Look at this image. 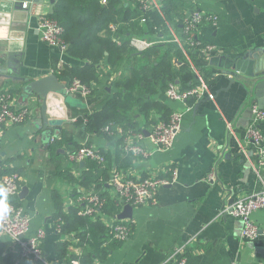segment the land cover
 Returning <instances> with one entry per match:
<instances>
[{"label": "crops", "instance_id": "1", "mask_svg": "<svg viewBox=\"0 0 264 264\" xmlns=\"http://www.w3.org/2000/svg\"><path fill=\"white\" fill-rule=\"evenodd\" d=\"M124 1L133 6L138 0ZM178 1L184 4L181 8L184 18L193 10L218 16L215 25L202 23L192 33L202 44L213 45L214 52L206 53L200 46H191L187 42L181 21L184 18L170 21L174 32L183 38L181 46L171 41L159 42L174 44L191 74L194 70L202 75L205 73L207 79L203 78L213 97H203L190 110L184 111L181 130L169 149L157 150L148 138L140 142L151 152L150 156L146 159L132 157L127 172L134 176L170 178L171 170H174L176 175L171 183L158 188L155 204L133 207L132 217L126 219L130 224L129 235L96 264H158L182 243L187 248L186 264H231L233 261L264 264V235L255 239L242 238L240 220L230 214H220L225 202L259 190L252 169L257 153L245 134L251 118L250 106L258 104L254 82L244 75L232 81L228 71L233 70L232 60L264 51V0ZM19 2L27 3V7L24 9ZM32 4V0H0V93L14 89V105L27 107L30 112L24 123L6 124L0 130V165L19 170L14 173L20 178V189L26 187L27 194L24 197L19 193L7 196V202H15L23 208L30 217L31 230H44L43 255L47 261L59 264L56 245L70 239L71 235L58 233L60 225L56 224L58 219L54 222L53 218V192L59 194L62 206L68 209L77 203L78 195L85 190L56 174L55 166L60 160L51 158L47 150L53 136L48 143L43 140L50 129L57 130V127L42 122L41 100L34 95L25 96L23 86L49 74H60L65 66H82L85 62L67 55L62 43L50 45L41 40L37 23L42 14L52 18L53 3L43 0L39 6L32 7ZM168 32L159 38L165 40L170 35ZM97 69L99 82L88 86L90 96L68 91L72 97L67 100L56 94V98L48 99L47 115L62 119L61 133L64 130L66 137L77 144L88 143L96 150L113 152L116 138L89 133L84 128L86 116L102 109L116 92L111 83L119 72L114 73L105 62L98 64ZM58 80L65 88L74 81L63 74ZM173 83L181 88V81ZM147 96L143 104L151 100L152 109L158 106L163 114L165 107L167 117L177 109H185L182 103L170 100L166 90ZM140 110L133 107L129 114H134L142 131L148 132L152 125H148V117ZM159 115L155 113L153 119L158 121ZM261 126L264 132V123ZM60 134L54 137L57 141ZM64 152L63 145L56 148V154ZM61 164L62 169H70L74 178L85 166L70 162L68 156ZM210 174L213 179L209 178ZM104 217L103 224L110 226L113 218ZM252 217L259 226H264V208L254 212ZM1 243H8L6 252L15 253L10 238L0 233ZM21 264L42 263L31 260Z\"/></svg>", "mask_w": 264, "mask_h": 264}, {"label": "trees", "instance_id": "2", "mask_svg": "<svg viewBox=\"0 0 264 264\" xmlns=\"http://www.w3.org/2000/svg\"><path fill=\"white\" fill-rule=\"evenodd\" d=\"M105 1L106 3L101 4L100 0H54L50 16L63 28L65 53L85 62L82 66H65L60 74L69 76L71 81L76 79L92 87L94 83L99 82L97 65L101 62H105L114 73L119 72L111 83L116 88L114 95L106 101L102 109L87 115L84 123V128L89 133L116 138L115 149L113 152L99 150L103 156L101 163L86 159L83 172L76 178L69 168L62 169L61 163L82 145L66 137L63 130L59 140L54 139L47 150L51 158L60 160L55 166L56 174L70 184H79L86 192L92 191L104 197L101 212L119 222L116 214L120 207L111 198L106 183L113 169L127 172L132 164L131 151L125 149L123 139L130 132L137 133L142 129L135 115H130L129 111L133 107L141 109L140 112L148 117L150 126L158 121H166L169 116L165 115V107L163 114V110H158V106L152 109L151 100L143 104V101L148 99L147 94L165 91L168 84L175 80L181 81V89L189 88L194 83V74L188 71L187 63L183 62L180 50L174 44L156 43L141 52L134 50L129 44L132 36L158 39L161 35H167L164 21L158 12L143 11L134 0L133 6L124 0ZM130 1L132 0H127ZM160 3L165 19L174 22L173 20L184 18L181 12L183 3L178 0H160ZM110 24L115 26L113 31L109 28ZM179 62L182 63L176 66ZM55 74L60 77V74ZM1 92L15 94L14 89ZM155 113L160 114L158 121L153 119ZM3 125L0 124V130ZM105 127L108 129L105 130ZM62 145L66 153L56 154V148ZM14 172L19 173V170L0 165V179ZM53 197V218L54 222L58 219L56 224L60 225L58 233L71 235L70 239L61 240L56 245L59 263L68 264L72 259H76L80 264H96L120 243L121 240L114 236L112 226L103 224L104 218L79 214L84 206L78 201L64 209L59 194L53 192ZM14 205L18 207V204ZM7 245L8 243L0 244V264L12 263L13 256L6 252Z\"/></svg>", "mask_w": 264, "mask_h": 264}, {"label": "built area", "instance_id": "3", "mask_svg": "<svg viewBox=\"0 0 264 264\" xmlns=\"http://www.w3.org/2000/svg\"><path fill=\"white\" fill-rule=\"evenodd\" d=\"M102 1L105 2V0ZM137 4L143 11L154 10L158 12L170 35L165 40L161 38L155 40L142 39L132 36L129 44L134 50L141 52L156 43L167 41L177 43L180 46L183 44V38L174 32L170 21L165 19L161 10L160 0H138ZM22 7L26 8L27 3H22ZM217 21L218 16L215 14H207L200 10L192 11L183 20V31L187 36V42L191 46H200L206 53L214 52L215 47L213 45L202 44L197 38H193L192 33L202 23L209 22L215 25ZM37 25L42 41L50 45L62 43L61 47L66 46L61 38L63 28L56 20L47 17V15H40ZM109 27L111 30L115 29L113 24H110ZM67 90L78 92L83 97H88L91 94L90 88L83 85L79 80H74ZM166 96L172 101L185 105V109H177L169 115L166 121L154 123L148 130L147 135L143 131L137 133L130 132L125 137L124 145L125 149L131 151L132 157L146 159L150 156L151 152L145 150L140 143L144 138H148L157 150L170 148L178 132L181 130L184 111L190 110L193 104L203 97H213L209 92L207 82L204 80L202 73L196 70H194V83L189 88L181 89L176 83H169L166 88ZM250 112L251 118L246 127L245 134L257 153L256 160L252 164V169L256 176L259 190L230 203L225 202L220 210V214H230L240 220L242 224L240 229L241 237L255 239L259 235H264V226H259L252 217L254 212L264 208V132L261 126L264 123V108H260L258 104L253 103L250 106ZM29 114L30 112L27 107H16L14 105L13 96L10 93H0V124H22L27 120ZM107 129L108 127H105V130ZM86 159H95L102 162L103 156L99 153V150H96L91 145H82L68 155V160L76 164ZM175 175L176 172L171 170L170 178L159 175L134 176L129 172L113 169L110 172L106 186L111 198L120 207V212L125 204H130L132 207L155 204V194L158 188L171 183ZM209 178L213 179V174H210ZM19 179L16 173L4 175L0 179L1 185L8 190V196L13 197L18 195L20 191ZM104 200L105 198L98 193L92 191L86 193V191H83L78 196V203L84 206L83 210L79 211V214L92 215L94 218L98 216L105 218L101 212ZM8 205L10 212L5 217L0 218V233L8 236L14 244L15 253L12 254L11 264H21L23 261L27 262L31 260L39 261L42 264H54L45 259L41 249V242L45 236L44 230L42 228L31 230L30 217L23 208L21 206L17 207L12 202H8ZM118 221L115 222L114 218L110 226L113 228L114 236L117 239L123 240L129 234L130 224L126 219ZM186 261L187 248L186 244L182 243L175 246L158 264H186ZM68 264H80V262L72 259ZM231 264L240 263L233 261Z\"/></svg>", "mask_w": 264, "mask_h": 264}, {"label": "water", "instance_id": "4", "mask_svg": "<svg viewBox=\"0 0 264 264\" xmlns=\"http://www.w3.org/2000/svg\"><path fill=\"white\" fill-rule=\"evenodd\" d=\"M43 0H32V7L39 6ZM50 2H54V0H50ZM19 5L22 6L21 2ZM25 9V8H24ZM44 15V14H42ZM233 70L228 71L230 73V79L233 81L234 78L243 77L248 78L254 82L255 88V96L257 97V102L260 108H264V51L261 54L256 52L255 54H247L241 58L236 60H232L230 65ZM23 92L25 96L34 95L41 100V119L42 122L48 124L50 126L57 127L50 129L47 134V138L43 140L44 143H48L51 135L53 137H57L61 133L62 128H60L62 119H58L55 116H48L47 110H49V106H47L48 99L50 97L56 98V94L63 95L64 99L72 97V94L68 92L67 88H65L64 84L61 83L55 74H49L43 76L36 80L28 81L23 86ZM53 109V106L50 108ZM146 135L148 132L143 131ZM52 138V137H51ZM80 167L85 165V161L79 162ZM27 194V188L22 187L19 191V196L24 197ZM133 207L130 204H125L121 212H119L116 216L118 220L129 219L132 217Z\"/></svg>", "mask_w": 264, "mask_h": 264}, {"label": "clouds", "instance_id": "5", "mask_svg": "<svg viewBox=\"0 0 264 264\" xmlns=\"http://www.w3.org/2000/svg\"><path fill=\"white\" fill-rule=\"evenodd\" d=\"M7 196V188L0 185V218L5 217L10 212V208L7 202Z\"/></svg>", "mask_w": 264, "mask_h": 264}, {"label": "flooded vegetation", "instance_id": "6", "mask_svg": "<svg viewBox=\"0 0 264 264\" xmlns=\"http://www.w3.org/2000/svg\"><path fill=\"white\" fill-rule=\"evenodd\" d=\"M54 139H55V138H54V137H52L50 141H51V142H53V141H54Z\"/></svg>", "mask_w": 264, "mask_h": 264}, {"label": "rangeland", "instance_id": "7", "mask_svg": "<svg viewBox=\"0 0 264 264\" xmlns=\"http://www.w3.org/2000/svg\"><path fill=\"white\" fill-rule=\"evenodd\" d=\"M142 39H144V38H142ZM146 39V38H145ZM151 40H155V39H151ZM169 149V148H168ZM87 193V192H86Z\"/></svg>", "mask_w": 264, "mask_h": 264}]
</instances>
